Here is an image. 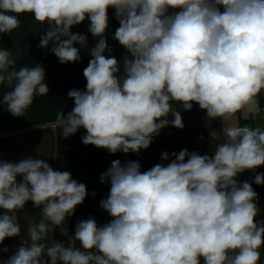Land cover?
I'll list each match as a JSON object with an SVG mask.
<instances>
[{
  "label": "clouds",
  "instance_id": "1",
  "mask_svg": "<svg viewBox=\"0 0 264 264\" xmlns=\"http://www.w3.org/2000/svg\"><path fill=\"white\" fill-rule=\"evenodd\" d=\"M109 8L120 25L113 39L129 54L120 75L117 59L104 55L112 51L105 38ZM24 13L47 23L38 47L51 42L61 64L81 59L74 45L87 47L86 35L70 31L74 25L88 18V31L99 38L83 71L86 90H70L73 109L57 113L65 139L84 128L85 145L138 154L164 127L183 129L176 102L184 110L195 102L208 119L220 118L222 134L210 131L211 141L225 139L211 156L183 149L167 166L143 172L138 161H112L100 177L110 182L100 207L112 219L102 226L80 219L74 235L63 225L84 202L86 185L43 159L0 160V243L20 236L17 210L28 201L42 206L23 245L3 264H201V257L204 264H259L258 194L237 177L264 165V128L227 122L241 111L261 112L264 0H0V33L18 28ZM45 75L40 64L17 70L12 53L0 50V85L10 89L2 102L12 116H25L35 96L48 94ZM254 183L264 185V174ZM56 227L67 244L47 242Z\"/></svg>",
  "mask_w": 264,
  "mask_h": 264
},
{
  "label": "trees",
  "instance_id": "2",
  "mask_svg": "<svg viewBox=\"0 0 264 264\" xmlns=\"http://www.w3.org/2000/svg\"><path fill=\"white\" fill-rule=\"evenodd\" d=\"M108 16L109 27L105 32V38L112 51H106L104 55L106 57L114 56L118 61L119 47L121 45L117 40L113 39L115 31L119 27L114 8L108 9ZM17 18L20 21L18 28L10 33H0V50H9L12 53L16 59L17 70L20 67H34L36 64H40L46 73L44 83L47 84L49 92L45 96H35L32 105L26 110L25 116L14 117L6 110V106L2 102L4 92L10 89L0 85V116L6 117V123L15 122L17 119L24 121L30 119L23 126L55 120L57 113L63 112L66 115L73 109L74 100L68 96L70 90H86L87 82L83 71L88 66L90 59H92L90 50L95 46L99 38L94 37L88 31L90 25L88 18L79 25H74L70 31L73 34L81 33L86 35L88 40L87 47L79 44L74 45L78 48L81 59L75 63L61 64L51 51V42L46 49L38 47L40 38L44 34V29L48 27L47 23L45 22L43 25L35 21L33 13L19 14ZM259 103L260 107L264 106L263 91L259 96ZM180 114L184 124L183 129L171 125L164 127L158 135L154 136L150 146L147 149H141L138 154L133 152L112 154L107 149L97 148L94 145H85L81 139L82 136L87 134L85 130H78V134L75 133L67 139L63 137L64 141L67 140L76 144L77 150L80 149L88 163L87 166H89L92 185L87 190L84 219L94 218L98 226H102L112 219L100 207V201L107 198L110 190V182L102 184L100 177L102 173L111 167L112 161L120 160L122 164L130 160L138 161L143 172L151 169L156 164L167 166L171 159H174L171 154L173 152L178 154L183 149H187L189 152H198L200 155H210V152L215 151L213 148L215 143L209 139L212 125H210L206 110H202L197 103L193 102L191 110H184L182 107ZM166 119L171 121L174 117H166ZM23 126L19 127L22 128ZM19 127L12 126L6 130ZM54 127L59 128L57 125ZM165 152L169 154V160L161 159L162 154ZM240 176L241 173L238 174V180ZM93 191L96 193L95 196L92 195ZM254 202L256 203L257 200ZM200 259L201 264H204L203 257ZM260 264H264V246L261 247Z\"/></svg>",
  "mask_w": 264,
  "mask_h": 264
},
{
  "label": "rangeland",
  "instance_id": "3",
  "mask_svg": "<svg viewBox=\"0 0 264 264\" xmlns=\"http://www.w3.org/2000/svg\"><path fill=\"white\" fill-rule=\"evenodd\" d=\"M178 11H180V9L169 10L170 13ZM221 11H223L222 8ZM118 55V64L120 66V73H118V75H120L123 72V60L125 56L129 54L121 45ZM174 107L177 111H182L180 102H176ZM168 117H172V114L169 113ZM26 121L17 119L15 122L6 123V117L3 118L0 116V131H6L8 127L12 126H23ZM211 121L214 122L215 120L210 119V123ZM60 130L54 126H48L0 137V160L17 162L28 156L36 159H43L53 170L71 173L72 178L85 184L88 190L92 185L89 166H87L88 163L82 155L83 153L80 152V149L77 150L75 143L73 144L67 140L64 141L62 130L61 132ZM79 130L86 131L84 128H80ZM209 139H211V136ZM19 179L20 177H18V180ZM86 204L87 200L85 199L82 204L76 206L74 214L66 218L63 227L68 229L69 235H74L75 225L82 219V212L84 209L86 210ZM4 211L5 210L0 209V215H3ZM41 211L42 206L35 207L32 201H28L23 209L17 210L16 215L21 225V234L17 237H7L3 243H0V264H3L4 260H7L23 245L22 237L27 236V226L39 221ZM51 238L55 241L67 244V237L61 234L60 227H56L53 233H49L48 243H51ZM5 247L8 248L7 252L2 251Z\"/></svg>",
  "mask_w": 264,
  "mask_h": 264
},
{
  "label": "crops",
  "instance_id": "4",
  "mask_svg": "<svg viewBox=\"0 0 264 264\" xmlns=\"http://www.w3.org/2000/svg\"><path fill=\"white\" fill-rule=\"evenodd\" d=\"M264 93V91H263ZM241 119V120H240ZM242 121V122H240ZM228 124H238V125H242V126H249V127H261L264 128V106L261 107V112L259 114L256 115H252V114H245L244 112H238L232 120L227 122ZM210 125H212V128L210 129V131H216L218 133L222 134V129L224 128V122L220 119L217 118L215 119L214 122L211 121ZM224 137H221V140L219 141H214L215 146H213L214 150H216V145L218 143H222L224 141ZM213 152H210V155H213ZM257 173H261L264 174V165L259 166L258 168L254 169V170H245L243 173H241V176L239 178V181H251L249 182L254 191H256V193L258 194L257 196V205L258 207L261 209L260 213L257 215V217L255 218L257 221H262L264 220V185H257L254 183L255 180V175ZM244 174V175H243ZM86 199V198H85ZM86 207V206H85ZM85 209L82 212V219H84L85 216ZM78 248L80 247V243L79 241H77V245ZM83 251V249H81ZM261 252V249H260Z\"/></svg>",
  "mask_w": 264,
  "mask_h": 264
},
{
  "label": "water",
  "instance_id": "5",
  "mask_svg": "<svg viewBox=\"0 0 264 264\" xmlns=\"http://www.w3.org/2000/svg\"><path fill=\"white\" fill-rule=\"evenodd\" d=\"M55 125H56V119L55 120H49L48 122L23 126L22 128H15V129L6 130V131H0V137L11 135V134H16V133H21V132L26 131V130L44 128V127L55 126Z\"/></svg>",
  "mask_w": 264,
  "mask_h": 264
}]
</instances>
